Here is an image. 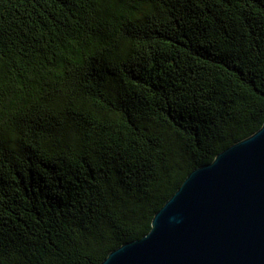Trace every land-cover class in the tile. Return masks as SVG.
Returning a JSON list of instances; mask_svg holds the SVG:
<instances>
[{"label": "trees", "instance_id": "obj_1", "mask_svg": "<svg viewBox=\"0 0 264 264\" xmlns=\"http://www.w3.org/2000/svg\"><path fill=\"white\" fill-rule=\"evenodd\" d=\"M264 123V0H0V264H101Z\"/></svg>", "mask_w": 264, "mask_h": 264}, {"label": "water", "instance_id": "obj_2", "mask_svg": "<svg viewBox=\"0 0 264 264\" xmlns=\"http://www.w3.org/2000/svg\"><path fill=\"white\" fill-rule=\"evenodd\" d=\"M101 264H264V123L191 171L148 234Z\"/></svg>", "mask_w": 264, "mask_h": 264}]
</instances>
